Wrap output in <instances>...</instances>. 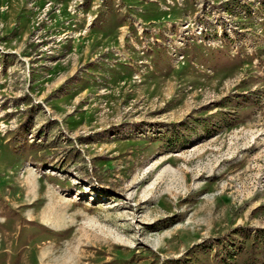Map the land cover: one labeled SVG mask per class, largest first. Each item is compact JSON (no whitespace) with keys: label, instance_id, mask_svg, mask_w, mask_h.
I'll list each match as a JSON object with an SVG mask.
<instances>
[{"label":"rangeland","instance_id":"374dc122","mask_svg":"<svg viewBox=\"0 0 264 264\" xmlns=\"http://www.w3.org/2000/svg\"><path fill=\"white\" fill-rule=\"evenodd\" d=\"M0 264H264V0H0Z\"/></svg>","mask_w":264,"mask_h":264}]
</instances>
